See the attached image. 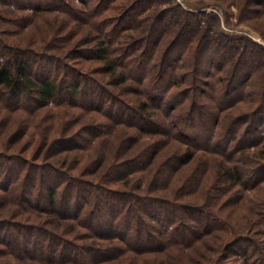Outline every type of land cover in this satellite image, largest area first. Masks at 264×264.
<instances>
[{
    "label": "trees",
    "instance_id": "16d2710c",
    "mask_svg": "<svg viewBox=\"0 0 264 264\" xmlns=\"http://www.w3.org/2000/svg\"><path fill=\"white\" fill-rule=\"evenodd\" d=\"M78 1L0 0L58 12L41 47L0 35V135L26 141L0 151V264H264V47L201 6Z\"/></svg>",
    "mask_w": 264,
    "mask_h": 264
},
{
    "label": "rangeland",
    "instance_id": "374dc122",
    "mask_svg": "<svg viewBox=\"0 0 264 264\" xmlns=\"http://www.w3.org/2000/svg\"><path fill=\"white\" fill-rule=\"evenodd\" d=\"M123 1V0H121ZM127 1V0H124ZM175 2L179 3L183 8L185 9H189V10H194L195 6H201V8L208 10V11H212L215 12L217 17H218V22L220 27L229 33H235V34H243L246 35L248 37H250L252 40H254L255 42H257L260 46L264 47V4L263 5H259L260 8H263V12L262 14L258 13L256 10L258 8L257 3H255L254 0H182L181 2L179 0H174ZM88 2L91 5H94L95 0H88ZM74 3L78 4L80 3L78 0H74ZM13 10L12 13H8L11 15V17L15 16L19 17L22 15H31V10L30 9H26L23 11L17 10L15 8L14 5H9V6H2L0 5V13L1 14H6V10ZM15 10V11H14ZM58 12H52V13H45L46 17H44V15H41L39 17L37 16H33L31 15V17L28 19V21L26 23H22V22H18V19H14V20H6V21H1L0 22V35L2 37H4L6 40L12 42V43H17V42H21V43H34V46H42L43 45V39L47 38L50 32V35L53 33V26L51 25V23L49 21H51L52 23H54V17H56ZM63 15H59L58 18H62ZM205 16V15H204ZM211 18V16H208ZM207 17V18H208ZM178 21H180V16L177 17ZM203 24L205 25V21H202ZM212 20L209 22L210 24ZM74 24V23H73ZM214 25V23H213ZM212 25V26H213ZM66 29H64L65 31ZM60 32V31H59ZM64 34V32H60L59 35ZM78 38V37H75ZM62 43V42H61ZM64 44H67L66 42H63ZM44 44L45 43V39H44ZM61 49V48H60ZM60 49H57L58 51ZM53 52H55L56 49H52ZM214 55V54H213ZM78 59H72L71 62H74L75 60H80V57H77ZM82 60V59H81ZM94 64V62H93ZM95 64H97L95 62ZM209 65L208 64H204L203 67L207 68ZM204 74V73H203ZM208 78V77H207ZM205 99V96H203ZM52 106V104H51ZM78 110V109H77ZM83 112V116L85 120H88L89 117V113L82 111ZM88 118V119H87ZM83 122V121H82ZM57 125L59 124V119L57 121ZM14 128V123L10 124H6L3 127V134L0 135V151H4V150H8L11 151L12 148L16 147H22L23 143L26 142L22 139L18 140H12V138L9 139L10 137V132H12L11 130ZM61 126L59 127L58 130H60ZM29 131H32V129H30ZM54 133H56V131H54ZM145 135H141L142 138H144ZM110 138H113L111 140H113L114 142H117L119 140V136H115V135H111L109 134ZM36 139L34 140V143L26 149V153L31 155L34 152V149L36 148V145L39 141V137L38 135H36L35 137ZM140 138V139H142ZM139 139V140H140ZM10 141L12 142L13 147L11 148L10 146H7V143H10ZM15 144V145H14ZM98 144V143H97ZM96 144V145H97ZM10 145V144H9ZM111 142L108 141L106 143V147H105V152L107 154H109L108 152L110 151V146ZM7 146V147H5ZM26 148V147H25ZM13 150V149H12ZM109 150V151H108ZM83 153H85L86 151H82ZM194 166V164H192L191 166L189 165L188 167L184 166V170H178L177 171V175L180 177H185L187 176V174H189L190 170H192V167ZM210 168V167H209ZM184 171L183 174H181ZM204 173L206 174H212V170L211 168L209 170H207V167L204 168ZM181 172V173H180ZM180 174V175H179ZM145 182V181H144ZM143 182V183H144ZM263 184V183H262ZM254 191H250L247 192V194L249 193L248 197L245 199L248 200L249 197H251V195H253ZM190 197L195 196L194 195H189ZM189 197V198H190ZM194 198V197H193ZM244 201V200H243ZM243 201H238V203L233 202V203H226V209L225 210H229L231 211L233 214V217L231 218V222L232 223H245L244 220V214H243V207L241 208V203ZM244 201V202H245ZM247 202V201H246ZM237 204V205H236ZM240 204V205H238ZM228 219V218H227ZM243 221V222H242ZM243 223V224H244ZM203 247V245H202ZM174 253H177L174 251ZM209 254H211L212 256H217L216 252L212 253V251H209ZM177 255V254H175ZM149 257H151V261H156L159 264H167L171 261H173L174 255L172 254H167V252H159V253H152L151 255H147ZM156 258V259H154ZM181 261L182 264H201L203 263H209L207 260L204 261L202 259L197 260V261H193L191 255H184L181 256ZM5 257H0V262L5 261ZM148 260H146V264H149V262H147ZM199 261V262H198ZM197 262V263H196ZM144 262L141 264H145ZM202 263V264H203ZM226 264H239V259H237V261L234 259V257H230L229 259L225 260Z\"/></svg>",
    "mask_w": 264,
    "mask_h": 264
},
{
    "label": "built area",
    "instance_id": "2783aa9c",
    "mask_svg": "<svg viewBox=\"0 0 264 264\" xmlns=\"http://www.w3.org/2000/svg\"><path fill=\"white\" fill-rule=\"evenodd\" d=\"M180 2L182 1V0H179Z\"/></svg>",
    "mask_w": 264,
    "mask_h": 264
}]
</instances>
